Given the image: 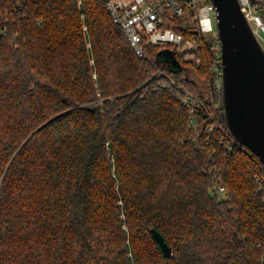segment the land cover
Masks as SVG:
<instances>
[{
	"label": "trees",
	"instance_id": "trees-1",
	"mask_svg": "<svg viewBox=\"0 0 264 264\" xmlns=\"http://www.w3.org/2000/svg\"><path fill=\"white\" fill-rule=\"evenodd\" d=\"M180 24L200 47L176 69L105 0H0V264H260L264 166L207 130L214 40Z\"/></svg>",
	"mask_w": 264,
	"mask_h": 264
},
{
	"label": "water",
	"instance_id": "water-1",
	"mask_svg": "<svg viewBox=\"0 0 264 264\" xmlns=\"http://www.w3.org/2000/svg\"><path fill=\"white\" fill-rule=\"evenodd\" d=\"M211 1L216 7V26L222 44L216 112L227 133L264 165V46L239 0ZM159 55L171 67H182L172 50H163ZM151 231L165 254L172 255L164 235L156 227Z\"/></svg>",
	"mask_w": 264,
	"mask_h": 264
},
{
	"label": "built area",
	"instance_id": "built-area-1",
	"mask_svg": "<svg viewBox=\"0 0 264 264\" xmlns=\"http://www.w3.org/2000/svg\"><path fill=\"white\" fill-rule=\"evenodd\" d=\"M105 2L113 20L123 29L138 56H147L146 47L148 45H169V49L176 55L182 56L185 60H194L200 47L197 38L187 37L184 33L177 32L170 26V23L179 18L181 19L180 25L185 28L196 25L202 35H209L214 40L217 54L214 68L218 72L217 84L220 87L222 44L216 26L217 11L211 0H105ZM239 2L246 18L253 26L256 37L264 46V15L262 12L264 0H239ZM163 73L160 70L158 75ZM168 78L172 80L171 77L168 76ZM172 83L175 84L173 80ZM193 97L188 90L184 89L182 102L190 108L194 116L199 103ZM208 118L211 122L207 127L208 131L221 127L229 137V141L246 147L227 133L220 120L216 119L210 110ZM212 168L216 170L214 166ZM214 192L219 199H222L226 188L217 183L214 185ZM260 264H264V256Z\"/></svg>",
	"mask_w": 264,
	"mask_h": 264
},
{
	"label": "rangeland",
	"instance_id": "rangeland-1",
	"mask_svg": "<svg viewBox=\"0 0 264 264\" xmlns=\"http://www.w3.org/2000/svg\"><path fill=\"white\" fill-rule=\"evenodd\" d=\"M157 62H158L159 64L165 63V60H164V58H163V55H159V56L157 57Z\"/></svg>",
	"mask_w": 264,
	"mask_h": 264
}]
</instances>
